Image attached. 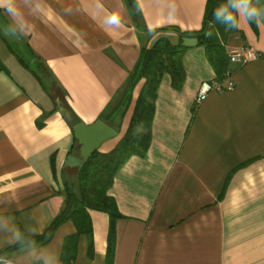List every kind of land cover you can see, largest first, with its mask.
<instances>
[{"label":"crops","instance_id":"crops-1","mask_svg":"<svg viewBox=\"0 0 264 264\" xmlns=\"http://www.w3.org/2000/svg\"><path fill=\"white\" fill-rule=\"evenodd\" d=\"M134 1L135 17L124 0H0V31L25 58L0 59L1 264H63L65 240L76 235L67 221L45 245L13 249L20 233L42 235L67 189H77L83 163L64 164L79 153L58 105L82 125L111 127L116 136L96 150L110 152L144 83L127 91L141 50L159 36L176 43L179 33L188 47L182 86L161 76L146 153L114 173L106 192L112 213L86 209L90 234H78L70 262L264 264V14L225 38L227 53L249 48L258 56L228 66L234 89L194 104L199 84L217 80L194 34L207 0ZM11 60L29 71L40 95L12 77Z\"/></svg>","mask_w":264,"mask_h":264},{"label":"trees","instance_id":"trees-1","mask_svg":"<svg viewBox=\"0 0 264 264\" xmlns=\"http://www.w3.org/2000/svg\"><path fill=\"white\" fill-rule=\"evenodd\" d=\"M124 2L130 14L133 17L138 16L135 1L124 0ZM259 2L264 4V0H259ZM227 3L228 0H207L202 30L194 33L196 45L204 48L206 58L215 72L216 79L220 82L223 81L224 73L229 66L224 41L227 34L235 32L236 29L226 25L222 20L215 19L213 10ZM253 3L255 4L256 0H253ZM248 23L252 28L254 27V22ZM181 35L179 33L180 37L176 43H173L167 36H159L149 48L141 50L139 60L129 75L127 91L138 80H143L144 83L126 133L110 152L101 154L96 151L84 160L78 175L77 189L75 191L67 189L60 212L47 226L44 233L36 237L20 233V240L13 249H20L29 243L45 245L60 224L71 221L76 227V235L65 240L64 258L62 259L63 264H71L70 258L73 255L78 234H90L86 209L112 213L110 199L106 196V192L111 186L114 173L127 158L130 156L143 157L146 153L150 141L149 127L152 119L153 101L161 76L168 74L171 86L175 90H179L182 86L184 72L181 59L188 47L183 43ZM112 216L116 215L112 214ZM110 244L109 239L108 254L111 252ZM67 247L69 250L66 249ZM2 252L4 251H0V254Z\"/></svg>","mask_w":264,"mask_h":264},{"label":"water","instance_id":"water-1","mask_svg":"<svg viewBox=\"0 0 264 264\" xmlns=\"http://www.w3.org/2000/svg\"><path fill=\"white\" fill-rule=\"evenodd\" d=\"M57 109L72 129L73 138L78 146L79 156L77 158L73 156L67 157L64 163L67 167L76 165L81 167L84 160L91 156L102 142L116 136V132L100 120L90 125H82L67 109L60 105H58Z\"/></svg>","mask_w":264,"mask_h":264},{"label":"built area","instance_id":"built-area-1","mask_svg":"<svg viewBox=\"0 0 264 264\" xmlns=\"http://www.w3.org/2000/svg\"><path fill=\"white\" fill-rule=\"evenodd\" d=\"M258 56L249 48L233 49L227 53V60L229 66H242L250 61H253ZM230 68L224 73L223 81L212 80L201 82L198 86L194 104H200L203 102L210 93H222L224 91H232L234 89V82L232 80V72ZM4 259L0 257V263H3Z\"/></svg>","mask_w":264,"mask_h":264},{"label":"clouds","instance_id":"clouds-1","mask_svg":"<svg viewBox=\"0 0 264 264\" xmlns=\"http://www.w3.org/2000/svg\"><path fill=\"white\" fill-rule=\"evenodd\" d=\"M259 0H228V3L213 10V16L232 28L240 27L242 22H259L264 8L257 7Z\"/></svg>","mask_w":264,"mask_h":264},{"label":"rangeland","instance_id":"rangeland-1","mask_svg":"<svg viewBox=\"0 0 264 264\" xmlns=\"http://www.w3.org/2000/svg\"><path fill=\"white\" fill-rule=\"evenodd\" d=\"M258 7H261V3L259 2ZM3 39L9 43V47H6L2 44ZM13 52L15 55H18V57L25 59L24 55L20 54V49L17 47H14L12 43L9 41V38L5 36L3 31H0V59L2 58H10V55L8 53ZM12 53V54H13ZM16 61V59H15ZM8 69L12 74V77L20 84H23L27 86L28 92H30V95L38 96L41 94V89L37 83V81L33 78V76L29 73V71H25L20 68L18 63L11 60L7 63Z\"/></svg>","mask_w":264,"mask_h":264},{"label":"snow or ice","instance_id":"snow-or-ice-1","mask_svg":"<svg viewBox=\"0 0 264 264\" xmlns=\"http://www.w3.org/2000/svg\"><path fill=\"white\" fill-rule=\"evenodd\" d=\"M115 18H113V20H114Z\"/></svg>","mask_w":264,"mask_h":264}]
</instances>
